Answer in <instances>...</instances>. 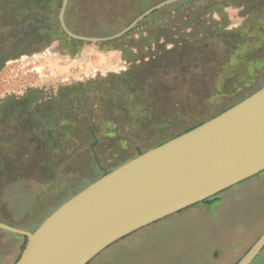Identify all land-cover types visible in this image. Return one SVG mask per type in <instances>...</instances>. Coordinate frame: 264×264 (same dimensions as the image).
<instances>
[{
	"label": "rangeland",
	"instance_id": "1",
	"mask_svg": "<svg viewBox=\"0 0 264 264\" xmlns=\"http://www.w3.org/2000/svg\"><path fill=\"white\" fill-rule=\"evenodd\" d=\"M60 1L0 0V222L30 232L107 171L264 85V39L249 41L242 3L194 0L122 41L73 45L45 16H59ZM74 4L83 22L72 31L87 37L112 36L140 13L137 0ZM31 8L42 19L13 18ZM93 21L108 28L91 35ZM141 231L90 264H237L264 233V174ZM26 242L0 229V264H15Z\"/></svg>",
	"mask_w": 264,
	"mask_h": 264
},
{
	"label": "water",
	"instance_id": "2",
	"mask_svg": "<svg viewBox=\"0 0 264 264\" xmlns=\"http://www.w3.org/2000/svg\"><path fill=\"white\" fill-rule=\"evenodd\" d=\"M59 20L77 41L121 39L154 12L184 0H166L109 37H87ZM264 172V85L196 128L124 162L52 210L33 231L0 222L26 237L15 264H90L104 251L148 226L175 216ZM264 233L237 264H253Z\"/></svg>",
	"mask_w": 264,
	"mask_h": 264
},
{
	"label": "trees",
	"instance_id": "3",
	"mask_svg": "<svg viewBox=\"0 0 264 264\" xmlns=\"http://www.w3.org/2000/svg\"><path fill=\"white\" fill-rule=\"evenodd\" d=\"M61 1H60V6H61ZM163 1H165V0H137V12H140L137 15V17L140 16L141 14H143L145 11L151 9L152 7L156 6L157 4H159V3L163 2ZM190 1H194V0H184V1L178 2V3L174 4V5H171L169 7H166V8H163L161 10H158V11L154 12L152 15H150L149 17H147V19H146L147 21L146 20L142 21L141 24L142 23L147 24V22L152 21L153 20V15L155 13H159V15L165 16L168 12H170L172 10H178L180 7H182L183 5H185L186 3L190 2ZM224 1L227 4H231V5H234V6H237V3H242L243 4L242 6H244V8L246 9V14L249 17L248 24H247V31H246V34L250 38L249 41L252 42L253 44H256V45L259 44V45H261L262 44V41L264 39V0H224ZM74 5H75L74 4V0H70L69 9L67 10V15H68L67 18L69 19V22H70L69 28L71 27L70 29L73 30V31H74V28H75L76 23L77 22H80L82 20V18H83L81 16L82 14H79L78 11L77 12H73V9H75V10H78L79 9L77 6H74ZM28 7H30V6H28ZM32 11H35V10L28 9L27 12L25 11L26 14H24L23 12L22 13L21 12H18V13H16V16H14L13 18H15V20H16L17 18H21V17H24V15H26V18H24L23 21L26 22L27 24H29L30 22H33L35 17H38V19H42V16H43L42 13L34 16V15H31V13H30ZM5 13L7 14V11ZM6 14H2V16L5 18L6 17ZM46 15H47V17L49 19V22H53L52 29H53L54 25L60 23L59 16L58 15H54L53 12H48V13L45 14V16ZM81 22H83V21H81ZM11 25H15V24L12 23ZM90 28H91L90 29L91 30L90 33H92L91 35L96 36V35H101V32L105 31V29L108 28V25L106 24V22L102 23V22H94L93 21L91 23V25H90ZM137 28H138V26H137ZM2 32H5L7 34V36L9 37V39H11L12 41H16L17 40V37H15V35H13L11 33H9V35H8L7 31H2ZM62 33L63 34H66L64 31H62ZM21 35H23V34H21ZM21 35H18V38ZM182 35H183V33H182ZM124 38H122V39H124ZM190 38L188 36L185 37V35H184V41H188L189 42V39ZM122 39H119V40L117 39V40H114L113 42H119V41H122ZM71 42H72L73 45L78 44V43H81V41H77V40H75L73 38H71ZM245 55H246L245 53L242 54V55L239 54V55H237V57L239 58L240 61L245 60V62H246V60H249L250 62H256L257 58L249 57V56L247 57ZM251 56H253V55H251ZM164 58L165 57H163V56L162 57L159 56V59L160 60H164ZM246 58H249V59H246ZM250 95H251V93L248 94L247 96H245L244 98H242V100L245 99V98H247ZM232 106L226 108L225 110L231 108ZM225 110H223L222 112H224ZM222 112H220V113H222ZM90 113H93V112L91 111ZM220 113H217L215 116H217ZM90 121L91 122L93 121L92 118H90ZM204 122L205 121L198 122V123H196V124H194V125L186 128V129H184L182 132H179V133L175 134L174 136H172L171 139L172 138H175V137H177V136H179V135H181L183 133H186V132H188V131H190V130H192L194 128H196L197 126L203 124ZM167 140L168 139L163 140L162 142L158 143L156 146L161 145L162 143L166 142ZM140 154L141 153H138V155H140ZM109 172L110 171H107L105 174H107ZM262 174H264V172H262L259 175H262ZM259 175H257V176H259ZM215 197L209 198V199L205 200L202 203L210 202ZM202 203H199V204H202ZM170 218L171 217H169V218H167L165 220H162L160 222L154 223V224L148 226L147 228L151 229L153 225H158V224L162 223L163 221H168V219H170ZM143 230H146V228L145 229H142V231ZM26 241H27V239H26Z\"/></svg>",
	"mask_w": 264,
	"mask_h": 264
}]
</instances>
